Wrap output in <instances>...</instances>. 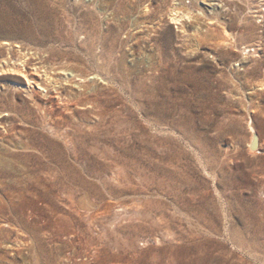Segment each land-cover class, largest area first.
I'll return each instance as SVG.
<instances>
[{"label": "rangeland", "instance_id": "374dc122", "mask_svg": "<svg viewBox=\"0 0 264 264\" xmlns=\"http://www.w3.org/2000/svg\"><path fill=\"white\" fill-rule=\"evenodd\" d=\"M0 264H264V0H0Z\"/></svg>", "mask_w": 264, "mask_h": 264}, {"label": "water", "instance_id": "95a60500", "mask_svg": "<svg viewBox=\"0 0 264 264\" xmlns=\"http://www.w3.org/2000/svg\"><path fill=\"white\" fill-rule=\"evenodd\" d=\"M257 147H258V139L255 137L254 141L250 145V148L255 151V150H257Z\"/></svg>", "mask_w": 264, "mask_h": 264}, {"label": "bare ground", "instance_id": "6f19581e", "mask_svg": "<svg viewBox=\"0 0 264 264\" xmlns=\"http://www.w3.org/2000/svg\"><path fill=\"white\" fill-rule=\"evenodd\" d=\"M26 77V76H25ZM254 138H255V136H254Z\"/></svg>", "mask_w": 264, "mask_h": 264}]
</instances>
